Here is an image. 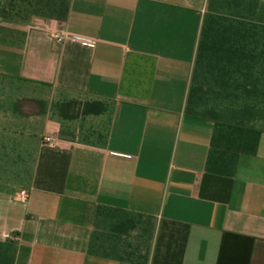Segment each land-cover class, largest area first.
<instances>
[{
  "label": "crops",
  "instance_id": "obj_1",
  "mask_svg": "<svg viewBox=\"0 0 264 264\" xmlns=\"http://www.w3.org/2000/svg\"><path fill=\"white\" fill-rule=\"evenodd\" d=\"M0 264H264V0H0Z\"/></svg>",
  "mask_w": 264,
  "mask_h": 264
},
{
  "label": "built area",
  "instance_id": "obj_2",
  "mask_svg": "<svg viewBox=\"0 0 264 264\" xmlns=\"http://www.w3.org/2000/svg\"><path fill=\"white\" fill-rule=\"evenodd\" d=\"M54 39L57 43H62L64 41L70 40L76 43H79L83 46H91L93 45V41L91 39L85 38V37H81V36H75V35H71L69 33H64V34H55L54 35ZM44 141L48 144L52 143V140L50 137H45ZM19 197L21 200H24L26 197V194L24 192H20L19 193Z\"/></svg>",
  "mask_w": 264,
  "mask_h": 264
}]
</instances>
